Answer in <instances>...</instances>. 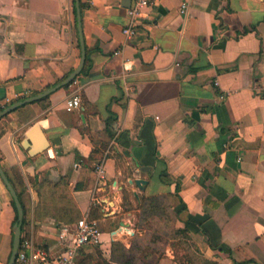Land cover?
Here are the masks:
<instances>
[{
	"label": "crops",
	"instance_id": "obj_1",
	"mask_svg": "<svg viewBox=\"0 0 264 264\" xmlns=\"http://www.w3.org/2000/svg\"><path fill=\"white\" fill-rule=\"evenodd\" d=\"M80 4L82 71L0 116L22 240L55 259L58 228L87 214L102 242L81 252L86 264L97 249L127 245L138 234L133 208L156 195L206 258L264 264V96L254 94L264 83V0H159L133 36L124 27L134 0ZM81 58L76 0H0V113L64 81ZM76 95L81 105L65 108ZM17 216L0 175V264ZM156 264L183 263L169 246Z\"/></svg>",
	"mask_w": 264,
	"mask_h": 264
},
{
	"label": "rangeland",
	"instance_id": "obj_2",
	"mask_svg": "<svg viewBox=\"0 0 264 264\" xmlns=\"http://www.w3.org/2000/svg\"><path fill=\"white\" fill-rule=\"evenodd\" d=\"M144 202L145 206L133 208L139 222L138 234L127 245L122 239L115 241L111 251L97 249L86 264H108L110 260L117 264H156L169 246L183 264H207L208 258L189 236L175 228L174 212L165 197L149 195Z\"/></svg>",
	"mask_w": 264,
	"mask_h": 264
},
{
	"label": "built area",
	"instance_id": "obj_3",
	"mask_svg": "<svg viewBox=\"0 0 264 264\" xmlns=\"http://www.w3.org/2000/svg\"><path fill=\"white\" fill-rule=\"evenodd\" d=\"M159 0H134V5L128 8L130 20L124 27L127 36L136 34L139 25L142 23L144 8H151L158 4ZM186 4L183 5L186 8ZM254 94L264 96V83L254 86ZM220 98H224L221 95ZM65 108L72 110L81 105L80 96L66 98ZM99 175L104 177V168L98 167ZM59 242L64 246L63 251L53 259L42 249L34 250L30 240H22L15 264H33V258L39 260L38 264H79L78 259L81 252L90 245L101 244L102 230L98 222L89 218L86 214L73 223H63L57 230ZM31 250V255L28 254Z\"/></svg>",
	"mask_w": 264,
	"mask_h": 264
},
{
	"label": "water",
	"instance_id": "obj_4",
	"mask_svg": "<svg viewBox=\"0 0 264 264\" xmlns=\"http://www.w3.org/2000/svg\"><path fill=\"white\" fill-rule=\"evenodd\" d=\"M76 9H77V25H78L80 42H81V46H82V58H81L80 65L64 81L52 86L51 88H48L47 90H45L44 92H42L40 94H37V95L32 96L30 98H26V99L20 100L18 102H15L14 104H12L8 108H6L3 112H1L0 116H2L3 114L7 113L8 111L26 103V102H30V101L39 99L41 97H44V96L52 93L53 91H55L59 87L69 84L76 77V75H78L82 71L84 64L86 62L87 54H86L85 40H84V34H83L82 11H81L80 0H76ZM42 150H44V148ZM0 175L3 178L6 186L8 187V189L10 190V192L13 196V199L15 201L16 208H17V213H18V218L15 221L14 226H13V231H14L13 250H12L10 260L8 262V264H15V261H16V258H17L18 252H19V248H20V245L22 242V227H23V223H24L25 210H24V205L22 203V200L18 194V191L16 190L14 184L12 183L7 172L1 166V164H0ZM136 183L141 186L142 183H147V180L138 179V180H136Z\"/></svg>",
	"mask_w": 264,
	"mask_h": 264
},
{
	"label": "trees",
	"instance_id": "obj_5",
	"mask_svg": "<svg viewBox=\"0 0 264 264\" xmlns=\"http://www.w3.org/2000/svg\"><path fill=\"white\" fill-rule=\"evenodd\" d=\"M19 194V196H20V198H21V194L20 193H18ZM22 200V199H21ZM23 203V202H22ZM14 205H15V207H16V204H15V201H14ZM16 210H17V208H16ZM17 218H18V216H17ZM17 218H16V220H17ZM180 231H183L184 232V230H182V229H179ZM205 261H206V263L207 264H220L218 261H216V260H211V259H205Z\"/></svg>",
	"mask_w": 264,
	"mask_h": 264
}]
</instances>
